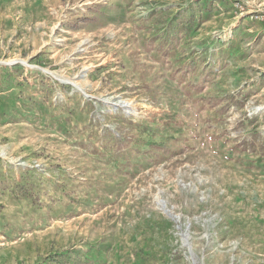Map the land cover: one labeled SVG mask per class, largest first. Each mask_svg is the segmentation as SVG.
<instances>
[{"label": "rangeland", "instance_id": "1", "mask_svg": "<svg viewBox=\"0 0 264 264\" xmlns=\"http://www.w3.org/2000/svg\"><path fill=\"white\" fill-rule=\"evenodd\" d=\"M0 264H264V0H0Z\"/></svg>", "mask_w": 264, "mask_h": 264}]
</instances>
